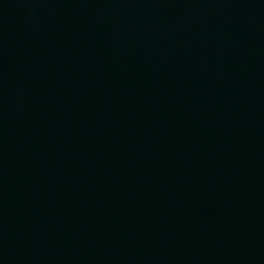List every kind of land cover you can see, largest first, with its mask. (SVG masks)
Masks as SVG:
<instances>
[{
  "label": "water",
  "instance_id": "1",
  "mask_svg": "<svg viewBox=\"0 0 264 264\" xmlns=\"http://www.w3.org/2000/svg\"><path fill=\"white\" fill-rule=\"evenodd\" d=\"M0 264H264V0H0Z\"/></svg>",
  "mask_w": 264,
  "mask_h": 264
}]
</instances>
